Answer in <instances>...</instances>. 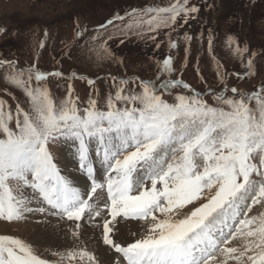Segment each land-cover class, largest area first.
Returning a JSON list of instances; mask_svg holds the SVG:
<instances>
[{
	"label": "snow or ice",
	"instance_id": "1",
	"mask_svg": "<svg viewBox=\"0 0 264 264\" xmlns=\"http://www.w3.org/2000/svg\"><path fill=\"white\" fill-rule=\"evenodd\" d=\"M189 3L132 8L98 29L113 25L124 36L152 41L159 30L169 29L168 47L175 49L171 32L199 12ZM83 31L77 26L75 36ZM90 39L95 42L87 50L90 60L116 59L107 40L99 35ZM183 39L192 37L185 33ZM227 43L236 45L234 55L243 58L248 52L232 35ZM208 44L211 51V34ZM44 46L40 41L39 47ZM220 68L217 64L216 74L223 84L227 74ZM0 69L6 85L2 91L12 95L8 87L20 90L27 104L22 107L12 96L13 108L0 98V222L39 217L34 223L79 241L82 221L87 217L92 224L104 214L102 243L117 254L113 264H264V210L250 215L256 206L264 209V83L251 92L209 89L220 105L216 107L202 93L181 92L170 103L164 94L192 89L172 78L176 69L169 55L157 61L156 80L112 76L114 91L105 108L91 96L81 108L71 83L57 103L46 81L87 79L91 86V78L40 71L35 63L18 67L7 59H0ZM50 145L64 150L65 167ZM117 218L144 222V234L117 242L112 235ZM237 240L241 246H230ZM52 255L58 259L42 258L30 241L0 234V264H100L93 252L78 245Z\"/></svg>",
	"mask_w": 264,
	"mask_h": 264
},
{
	"label": "rangeland",
	"instance_id": "2",
	"mask_svg": "<svg viewBox=\"0 0 264 264\" xmlns=\"http://www.w3.org/2000/svg\"><path fill=\"white\" fill-rule=\"evenodd\" d=\"M173 2L175 0H0V29H4L0 32V59L14 60L18 67H29L35 63L40 71L59 70L65 76L75 72L77 76L93 79L95 83L91 86L88 85L87 79L68 81L49 77L46 81L57 103L67 94V85L71 83L73 94L79 97L78 104L81 108L86 106L89 96L98 100L97 107L105 108L109 91H114L111 87L112 76H138L141 79L156 80L157 61L169 55L173 57L176 69L172 78L188 83L194 94L202 93V99L214 107L220 105L209 89L220 90L226 86L227 89L236 87L238 90L251 92L264 83V0H190L189 6L196 5L199 12L192 14L195 18H189L183 27L171 32V39L177 43L175 49L168 47L169 37L165 33H168L169 29L159 30V33L155 34V41L141 39L132 34L124 36L113 25H109L106 30L98 29L100 24L109 20L108 18H113L116 14L124 15L132 8L166 7ZM113 24L120 26L121 22L114 20ZM77 26L84 30L81 37L75 36ZM45 32L48 33L47 36L44 35ZM185 33L192 37L190 41L183 39ZM109 34L112 35L110 40L107 39ZM210 34L213 40L211 51L208 44ZM95 35H99L101 41L107 40L115 60L97 62L89 59L87 50L95 43L90 39ZM229 35H232L241 47L247 46L248 52L243 58L233 54L232 49L236 45H228ZM121 40L124 42L121 43ZM40 41H43L44 48L39 47ZM157 43L161 45L158 49ZM252 52L256 53L254 57H251ZM249 57L253 60L251 72L247 68ZM217 64L222 65L219 70L227 74L223 84L216 74ZM3 71L0 69V73ZM233 73H241L244 78L238 79ZM165 78L167 77H160ZM136 83L138 84V81ZM4 87L6 85L0 81V98L5 99L14 108L15 101L12 96H15L20 100L21 106L27 108L26 97L20 90L8 87L12 95H7L2 91ZM181 92L192 95L186 90L183 92L181 89H173L172 94H164L163 99L174 102V96ZM252 104L254 105V102ZM50 150L57 157L60 166L61 147L50 145ZM261 210L264 209L256 206L250 215L258 214ZM98 218L100 227H97L99 232L96 231L95 238L97 252L104 249L106 254L115 260L117 254L102 243L101 225L105 215L102 214L101 218ZM34 219L39 217L11 224L0 222V234H10L32 242L31 235L39 226L34 223ZM84 220L88 221L87 217ZM117 223L119 222H114L112 235L121 243L138 238L144 234L146 228L144 222L138 220L122 218L118 224L119 228ZM241 245L242 241L237 240L230 246ZM34 246L42 258L50 261L58 259L52 255V249L39 248L37 244ZM103 259L105 261L106 257L103 256ZM97 260L104 264L101 259ZM229 264L235 262L230 261Z\"/></svg>",
	"mask_w": 264,
	"mask_h": 264
},
{
	"label": "bare ground",
	"instance_id": "3",
	"mask_svg": "<svg viewBox=\"0 0 264 264\" xmlns=\"http://www.w3.org/2000/svg\"><path fill=\"white\" fill-rule=\"evenodd\" d=\"M61 151H62V155L60 156L62 160H60L61 161L60 166L63 168L65 167L66 164H68V161L65 157L64 150L62 148ZM69 171H71L70 166H69ZM73 175L78 176L79 174L73 172ZM50 219H52L53 224H55V219L54 218H50ZM121 219L122 218H117L119 223ZM99 220L100 219L97 217L96 221L92 224H89V222L85 220L82 221L83 226L81 228V236L79 241H74L70 236L67 239H65L64 231H61L59 233H54L51 227L45 229L42 225H39L35 230V233L31 235V240L32 243L37 244L39 248H47L50 250L52 249L53 251H64L66 248H70L77 245L80 247H86L89 251L93 252L98 259H101V261L104 262V264H113L114 260H112L111 257H109L106 254L107 251H105L104 249L103 250L99 249L100 250L99 253L97 252L98 246L95 238L97 237L96 231H98L96 224L99 222ZM119 223H117L116 226H118ZM103 256L106 257L105 261L103 259Z\"/></svg>",
	"mask_w": 264,
	"mask_h": 264
}]
</instances>
